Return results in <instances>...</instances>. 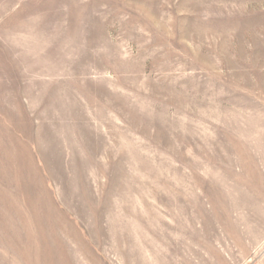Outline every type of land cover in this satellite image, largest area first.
<instances>
[{"label": "rangeland", "instance_id": "rangeland-1", "mask_svg": "<svg viewBox=\"0 0 264 264\" xmlns=\"http://www.w3.org/2000/svg\"><path fill=\"white\" fill-rule=\"evenodd\" d=\"M0 264H264V0H0Z\"/></svg>", "mask_w": 264, "mask_h": 264}]
</instances>
